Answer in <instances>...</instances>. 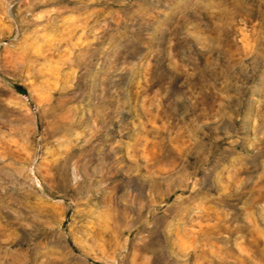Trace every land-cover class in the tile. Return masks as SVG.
I'll list each match as a JSON object with an SVG mask.
<instances>
[{"label":"rangeland","instance_id":"374dc122","mask_svg":"<svg viewBox=\"0 0 264 264\" xmlns=\"http://www.w3.org/2000/svg\"><path fill=\"white\" fill-rule=\"evenodd\" d=\"M0 264H264V0H0Z\"/></svg>","mask_w":264,"mask_h":264}]
</instances>
